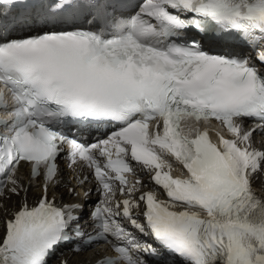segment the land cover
Listing matches in <instances>:
<instances>
[{"label": "snow or ice", "instance_id": "snow-or-ice-1", "mask_svg": "<svg viewBox=\"0 0 264 264\" xmlns=\"http://www.w3.org/2000/svg\"><path fill=\"white\" fill-rule=\"evenodd\" d=\"M131 7L0 0V264H48L69 230L83 237L84 204L48 198L65 146L99 197L86 245L115 253L95 264H264V149L253 145L264 136V0H144L120 12ZM201 122L228 137L214 142ZM85 132L104 138H76ZM132 161L149 190L129 182ZM23 165L43 177L31 206ZM22 192L18 208L3 203Z\"/></svg>", "mask_w": 264, "mask_h": 264}, {"label": "bare ground", "instance_id": "bare-ground-1", "mask_svg": "<svg viewBox=\"0 0 264 264\" xmlns=\"http://www.w3.org/2000/svg\"><path fill=\"white\" fill-rule=\"evenodd\" d=\"M61 177H62L61 184L58 187L54 188L53 191L49 189L50 194L61 193L65 195V189L62 188V185L66 183V177H67L66 171L63 172ZM257 184H259V182H257ZM85 189H88V185H85ZM76 191H78V188H76ZM34 194H35V191L33 190V186H30V190L27 193V201L31 199ZM23 198H24L23 193H21L20 196H12L11 199H6L3 201V203H5L9 209H12V208H16V206L19 205V202ZM67 199L70 201H78V198H71L69 196L67 197ZM2 218H3L2 215H0V219ZM102 252L103 251L99 249H93V250L87 251L84 255H73L70 259V263L71 264H84L86 261L96 260L98 258L97 255Z\"/></svg>", "mask_w": 264, "mask_h": 264}]
</instances>
